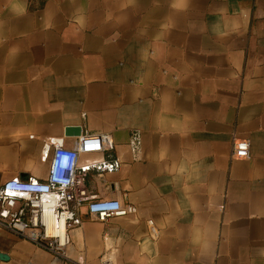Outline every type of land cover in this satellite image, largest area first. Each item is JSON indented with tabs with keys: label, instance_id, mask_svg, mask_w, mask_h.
<instances>
[{
	"label": "crops",
	"instance_id": "1",
	"mask_svg": "<svg viewBox=\"0 0 264 264\" xmlns=\"http://www.w3.org/2000/svg\"><path fill=\"white\" fill-rule=\"evenodd\" d=\"M103 134L88 192L137 215L84 211L67 260L0 226V264H264V0H0V187Z\"/></svg>",
	"mask_w": 264,
	"mask_h": 264
},
{
	"label": "built area",
	"instance_id": "2",
	"mask_svg": "<svg viewBox=\"0 0 264 264\" xmlns=\"http://www.w3.org/2000/svg\"><path fill=\"white\" fill-rule=\"evenodd\" d=\"M113 145L108 134L81 136L74 141L72 148L66 146L65 138L47 139L44 143V158L50 161L47 178L43 181L13 178L1 185L0 226L53 258L67 260L71 233L82 226L84 211L100 222L137 215L134 206L125 207L119 199H99L88 192L90 172L114 173L121 169V165H82L81 156L101 154ZM142 146V134L134 131L129 141L134 160L139 159ZM249 158L250 143L245 140L235 142L233 159ZM149 226L151 234L156 236L158 230L152 221ZM102 264L108 263L103 261Z\"/></svg>",
	"mask_w": 264,
	"mask_h": 264
},
{
	"label": "water",
	"instance_id": "3",
	"mask_svg": "<svg viewBox=\"0 0 264 264\" xmlns=\"http://www.w3.org/2000/svg\"><path fill=\"white\" fill-rule=\"evenodd\" d=\"M80 134H81L80 128H71V129L67 130L68 136H79ZM1 258L5 259V256H2Z\"/></svg>",
	"mask_w": 264,
	"mask_h": 264
}]
</instances>
